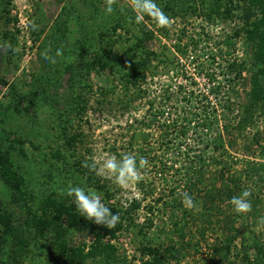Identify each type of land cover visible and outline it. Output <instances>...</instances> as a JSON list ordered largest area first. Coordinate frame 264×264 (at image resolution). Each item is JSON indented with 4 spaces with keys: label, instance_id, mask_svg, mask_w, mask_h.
I'll return each instance as SVG.
<instances>
[{
    "label": "rangeland",
    "instance_id": "374dc122",
    "mask_svg": "<svg viewBox=\"0 0 264 264\" xmlns=\"http://www.w3.org/2000/svg\"><path fill=\"white\" fill-rule=\"evenodd\" d=\"M155 3L168 17L166 26L152 14L134 11L131 0H111V13L106 11L109 0H0L3 264H264V0ZM138 37L144 38L145 50L139 45L135 60L144 61L149 53L148 67L155 76L147 79L158 101L168 87L174 95L170 97H179L181 111L186 107L190 117V112L206 110L232 125L240 121L241 127L231 130V140L227 130L213 127L230 155L226 163H212L203 171L202 180H187L193 188L207 190L189 194L197 220L190 219L185 232L178 233L163 218L152 228L139 225L146 222L142 207L138 226L104 238L116 247V255L108 259L92 254L96 234L76 211L67 190L80 186L97 194L108 208L125 209L132 198H143L138 186L144 176L137 172L136 181L107 200L76 169L63 129L68 126L74 133L81 124L84 145L78 150L89 159L84 149L92 147L99 173L115 188L121 187L102 167L108 158L120 160L111 149L124 153L131 146V133L146 131L151 137L159 133L156 126L150 130L142 123L149 98L138 96L129 83L131 66L122 59ZM82 98L87 110L80 115ZM245 115L250 122L242 121ZM147 118L155 122L154 117ZM200 145L205 153L216 155ZM58 149L64 155L61 159L53 156ZM2 155L9 156L11 166L4 165ZM222 165L235 180L219 176ZM4 166L15 173L11 183L3 177ZM173 180L171 186L184 188L185 183ZM227 188L235 190L234 197L250 191L251 210L234 212L232 198L224 192ZM184 196L176 199L183 203ZM48 198L75 207L79 221L63 214L57 225L40 233L33 219L45 216L46 210L51 214L45 207ZM145 199L142 205L154 198ZM144 246L155 247L157 259L144 254Z\"/></svg>",
    "mask_w": 264,
    "mask_h": 264
},
{
    "label": "trees",
    "instance_id": "16d2710c",
    "mask_svg": "<svg viewBox=\"0 0 264 264\" xmlns=\"http://www.w3.org/2000/svg\"><path fill=\"white\" fill-rule=\"evenodd\" d=\"M253 26L257 25L253 24ZM143 41V37H138L135 47L128 48L122 53V59L131 66L128 73V77L130 76L129 83L138 89V96L149 98L146 102L147 109L145 110L142 123L150 130H152V126H156L159 133L155 137H151L150 133L146 131L134 132L131 133L129 137L131 146L124 149V153H120L116 147L111 149L115 150L116 155L120 157L119 159L127 156L133 157L137 163V172L142 174L144 179H140L138 186V191L143 196L142 199L138 197L132 198L131 201H129L128 207H125V209H123V206L109 205L112 212L119 215V221L114 228H107L104 225H98L92 221L88 223L96 234V242L94 243L92 254L101 255L108 259L116 255V247L110 241H104V238L108 233H110V239L112 237L116 238L117 233L126 229L127 226H138L139 223L136 222L139 214L137 212L142 207L146 211L147 216L146 222L139 225L152 228L156 219L163 218L174 230L178 231V233L185 232L186 225H188L190 219H197L191 213L192 210L186 209L182 201L176 199V196L186 192L189 195L191 192L207 190L205 186L200 187V190H198L199 187L193 188L192 185L187 183V180L200 181L203 179V171L209 170L212 163H226L228 161L230 153L224 146V143L220 141V135L218 136L216 131L212 130L213 127L216 126L217 128L227 130V134L230 135L228 139L230 140L232 136L231 130H237L241 127V125H239L240 121L232 125L230 121L228 122L226 119L222 121L216 113L210 114L206 110L204 113H199L198 111H194L193 113L190 112V117L186 107L181 111V107H179L178 104L181 101L180 98L175 97L172 99L170 97L172 94H170L167 89L168 87L163 91L166 92L165 95L160 97V101H158V97L150 91V83L147 79L148 75L152 77L155 76V71L148 67L149 53L146 55L144 61L135 60L137 47L140 45L138 48H141L143 46ZM142 50L145 49L142 47ZM81 101H83V103L77 107L80 115L85 114L87 110L84 98H82ZM133 102L134 100H130L129 104L132 105ZM181 112L182 115H180ZM214 112H217V109H214ZM147 116L154 117L155 122L152 119L149 120ZM131 118L136 121L138 120L137 116ZM244 120H249L250 122L251 118L245 115L244 118H242V121ZM195 124H197V126H195ZM79 126L80 130L74 133H69L68 126L64 127V142L72 150V156H74V163L78 172L86 179L89 185L103 192L105 198L109 200L115 197L122 187L115 188L111 185L107 176L104 177L99 173L98 165L92 157L94 154V149L92 147H85L84 149V151L90 155L89 159L86 158V155L80 153L78 149L83 148L81 146L84 145V133L82 125L79 124ZM262 134V139L264 140V131ZM135 142L140 143L135 145ZM200 143H204L203 148L205 151L212 148L216 155L213 156L202 151L200 149ZM53 156L60 159L64 157L59 149L53 153ZM3 159L4 163H6L4 165L10 164L11 166L8 155H2V160ZM141 160H146L147 164L141 165ZM148 166L151 169H149ZM227 171L226 165H222L218 174L222 179L235 180L230 178L231 175H228ZM2 172L4 179H6L8 183H11L15 175V173L12 174V167L9 168L4 166ZM171 178L178 182L185 183L184 188L179 189L175 186H171ZM156 181H159V183L157 184ZM16 187L19 188V184H17ZM233 190L232 188H227L224 192H226L229 197L233 198L235 192V190ZM148 196L154 198L153 202L142 205L143 201H145V198ZM166 197H170L171 200L169 202L163 201ZM45 207L50 208L52 215L48 214L46 210L45 216H35L33 219V225L40 233H44L51 225H57V221L63 214L67 215L71 220L79 221L80 217L74 210L75 207H67L64 202L54 198H48L45 202ZM179 213H182V215L184 214L186 217H180ZM141 231L142 228L140 229V232ZM142 251L144 254H152L153 257L157 259L158 251L155 247L144 246ZM0 264L3 263L0 262Z\"/></svg>",
    "mask_w": 264,
    "mask_h": 264
},
{
    "label": "clouds",
    "instance_id": "9594fccd",
    "mask_svg": "<svg viewBox=\"0 0 264 264\" xmlns=\"http://www.w3.org/2000/svg\"><path fill=\"white\" fill-rule=\"evenodd\" d=\"M110 5L111 0H109V7L106 9L109 13L112 11ZM131 7L138 13L154 15L156 22L161 26H166L168 23V17L157 7L155 0H131ZM139 18L137 16V19ZM140 164L145 165L147 161L141 160ZM102 167L110 176L115 178L121 187H127L138 179L137 163L131 156L120 160H117L116 157L108 158L103 162ZM67 195L74 198L76 211L81 217L107 228H114L118 223L119 215L102 203L100 197L94 192L80 186H72L68 188ZM250 196V191H244L242 195L233 197L231 200L233 211L236 213L249 212L251 203L248 197ZM183 204L188 210L196 207L193 198L187 193H185Z\"/></svg>",
    "mask_w": 264,
    "mask_h": 264
}]
</instances>
